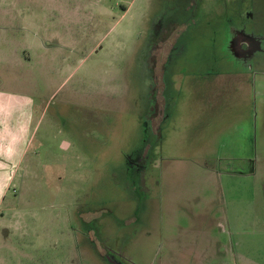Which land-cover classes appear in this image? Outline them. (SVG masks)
Segmentation results:
<instances>
[{
  "label": "rangeland",
  "instance_id": "obj_1",
  "mask_svg": "<svg viewBox=\"0 0 264 264\" xmlns=\"http://www.w3.org/2000/svg\"><path fill=\"white\" fill-rule=\"evenodd\" d=\"M242 10L263 39L264 0H0V90L34 102L0 264L264 259V54L233 57Z\"/></svg>",
  "mask_w": 264,
  "mask_h": 264
},
{
  "label": "crops",
  "instance_id": "obj_2",
  "mask_svg": "<svg viewBox=\"0 0 264 264\" xmlns=\"http://www.w3.org/2000/svg\"><path fill=\"white\" fill-rule=\"evenodd\" d=\"M33 106L32 98L27 95L0 90V206L27 153L32 133ZM263 247L264 242H261L254 248L264 252ZM256 254L264 255L260 250ZM254 263L264 264V259Z\"/></svg>",
  "mask_w": 264,
  "mask_h": 264
},
{
  "label": "flooded vegetation",
  "instance_id": "obj_3",
  "mask_svg": "<svg viewBox=\"0 0 264 264\" xmlns=\"http://www.w3.org/2000/svg\"><path fill=\"white\" fill-rule=\"evenodd\" d=\"M252 18V14L250 13V11H241V14L239 15V17L233 19V21H236L237 23H234L235 25L237 24L238 26L233 27L231 32H232V37H230L229 39V47H230V51L233 55V57H236L239 61H247L248 59L252 58L253 56H255L257 53H263L264 54V37L262 39V37L259 36H255L253 35V33L249 32L247 30V28H245L244 26L246 25L245 22L242 23V21L246 20V18ZM156 21V20H155ZM170 26L166 29L163 30L162 27L158 26L157 30L159 31L160 35H159V40H157L156 42H160V43H166V47L164 49V51L168 48L169 45V41L171 40V38L174 36V34L176 33H180V29L182 27V24H180L178 21H170ZM156 24L154 26V31ZM159 43V44H160ZM163 49H162V53H154L153 59H152V66L149 67V69H157L160 67L161 64H158L160 62L159 59H161V61H169V57L171 56L172 51L175 49V47H170L167 49L166 53H163ZM169 56V57H168ZM221 57V56H220ZM222 59V58H221ZM164 68V67H163ZM219 74L220 72H216V74ZM159 77H157V79L155 80H149L150 81V85H154L157 81H158V86L160 90H163V92L166 89V84L162 82L163 78L159 79ZM153 81V83H152ZM112 258V261L115 262V264H118L117 261L115 260V258L113 256H110Z\"/></svg>",
  "mask_w": 264,
  "mask_h": 264
}]
</instances>
